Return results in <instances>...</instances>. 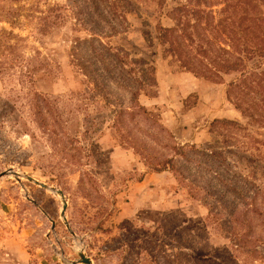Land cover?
<instances>
[{"label": "rangeland", "instance_id": "1", "mask_svg": "<svg viewBox=\"0 0 264 264\" xmlns=\"http://www.w3.org/2000/svg\"><path fill=\"white\" fill-rule=\"evenodd\" d=\"M250 1L264 18V0ZM226 2L0 0V173L30 176L66 201L62 218L59 196L24 178L1 177L0 264H70L80 250L92 264H146L145 258L205 264L200 249L221 261L229 243L207 223L204 193L190 197L188 181L177 183L170 171L149 184L138 181L155 160L172 154L174 143H193L227 163L178 170L187 180L200 188L208 171L228 179L235 172L264 192V109L252 89L233 87L239 72L193 76L157 38L159 27L180 24L199 33L202 47L230 45L232 52L231 24L241 22L249 5L231 0L224 11ZM92 28L121 64L85 44L72 50ZM247 32L242 26L238 38L246 40ZM185 42L193 55L198 41ZM246 64L244 71L264 70ZM126 73L146 83L138 101L147 111L114 120L117 100L129 104L120 85L135 86ZM251 79L256 89L258 80ZM214 119L236 124L214 125ZM234 262L264 264L245 255Z\"/></svg>", "mask_w": 264, "mask_h": 264}, {"label": "trees", "instance_id": "2", "mask_svg": "<svg viewBox=\"0 0 264 264\" xmlns=\"http://www.w3.org/2000/svg\"><path fill=\"white\" fill-rule=\"evenodd\" d=\"M227 1L224 9H222L224 11L229 1L231 2V0ZM243 3L248 4L252 9L250 8V15H247L249 6L242 8L240 12V16L242 17L241 22H233L235 24H231L237 30L235 31L231 28V33L234 34V40L229 39V41H232V52H230V45L226 46L228 49L225 47L213 48L212 45H208V48L202 47L200 44L202 40L197 38L199 33L195 31L191 33L185 30L183 26L179 27L180 24H175L173 27H159L157 38L160 44L166 45L164 51L174 56L179 61V66L195 77L209 78L211 76L217 77L222 73L239 72L242 78L241 82L234 85L230 82L229 85H233L234 88L241 87L243 90H247V94L252 89L250 93L253 94L255 102L260 108L264 109V70L258 72L244 71L247 61H250L251 66H264V18L261 19L258 16L255 2L251 4L250 0H243ZM177 8L184 9L185 7L181 6ZM196 13L199 14L200 11L195 10L192 14L195 16ZM237 17L238 15H235L234 19ZM242 26H245V30L248 31V38L243 41L237 36ZM94 30L95 28L88 30L92 31L88 39H76L72 50L77 52L80 45L85 44L86 46L93 47L92 52L97 56L102 57L105 55L117 58L116 62L121 64L118 57H116L117 55L112 54L111 49L101 43L100 38L97 37ZM195 37L198 40H195ZM181 41L184 43L188 41L190 44L194 43V45L195 41H198L195 53L190 55ZM238 47H242V50ZM113 63L115 62L113 61ZM81 66V71L86 77V73L89 75V70H86L82 64ZM127 77L135 86L126 88L118 84L123 89H126L129 104L125 106L121 103V100H117L121 105L119 103L116 104L117 110L113 114L114 120L115 117L123 113L132 116L136 112L142 111L144 113L147 111L138 102L140 91L146 83L139 78L131 79L128 75ZM146 77L150 81V84L153 85V78L151 76ZM251 78L258 80L254 82L256 84L255 87L258 86L256 89L253 85H250ZM103 86L105 87V85ZM103 86L100 87L105 89ZM132 108H136V111L128 112ZM236 108L241 109L238 105ZM242 114L246 116V111L242 110ZM211 124L235 126L236 122L214 119ZM170 149L173 151L172 154L160 160H155L151 164L152 171L161 172L168 170L174 175L177 183L183 180L188 181L186 187L192 198L194 196L197 198L200 193H204L205 197L202 199L207 211V223H211L214 226L213 229L223 236V238L227 239L229 243V250L223 252L220 262L209 258L201 249L199 251L200 262H205V264H215V262L216 264H236L234 261L240 255H245L250 262H264V192L260 190V187L255 182L249 180L248 177H241L235 172L231 175L232 178L238 177L240 180L223 178L221 175H218L217 171L213 170L208 171L211 175H209V178L205 177L204 185L199 188L194 184L193 180H187V177L178 172V170L187 166L209 169L207 167L211 166V163L215 162L217 166H221L223 163H227V159L222 157L216 150H199L193 144L180 145L174 143ZM179 157L181 159H178ZM144 260H146L145 263L147 264L148 260L146 258ZM149 262L153 264V261L150 260Z\"/></svg>", "mask_w": 264, "mask_h": 264}, {"label": "water", "instance_id": "3", "mask_svg": "<svg viewBox=\"0 0 264 264\" xmlns=\"http://www.w3.org/2000/svg\"><path fill=\"white\" fill-rule=\"evenodd\" d=\"M3 176H12L14 179H16L17 181H19L20 178H24L25 180H27L28 182H31L35 185H38L46 190H49L50 192H52L53 194H56L57 196L60 197L61 202H62V212H61V217L64 218V211L66 209V201L64 200V195L61 191L59 190H55L53 188H49L46 185L39 183L38 181L32 179L30 176H21L18 173L14 172L13 170H7L4 172L0 173V178ZM54 224L52 223V226ZM72 234V233H71ZM70 264H92L91 260L86 257L84 255V253L82 252V250H80L78 252V260L76 262H70Z\"/></svg>", "mask_w": 264, "mask_h": 264}, {"label": "crops", "instance_id": "4", "mask_svg": "<svg viewBox=\"0 0 264 264\" xmlns=\"http://www.w3.org/2000/svg\"><path fill=\"white\" fill-rule=\"evenodd\" d=\"M139 102V101H138ZM140 104V103H139ZM141 105V104H140ZM142 106V105H141ZM144 107V106H143ZM191 144H193V143H191ZM191 144H189V145H191ZM181 145H183V144H181ZM194 145V144H193ZM148 172H151V173H148ZM148 172H146L144 175H143V177L142 178H140L139 179V181L138 182H147L148 184L150 183V180H153V179H159V178H163L164 177V174L165 173H167V174H169V172H168V170L166 171V170H164V171H161V172H154V171H148ZM170 175V174H169ZM152 191H153V189H152Z\"/></svg>", "mask_w": 264, "mask_h": 264}]
</instances>
